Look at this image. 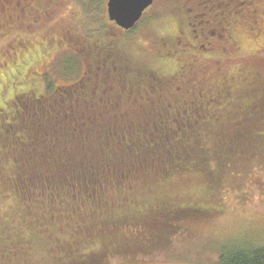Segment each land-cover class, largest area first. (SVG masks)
Masks as SVG:
<instances>
[{
    "label": "trees",
    "instance_id": "16d2710c",
    "mask_svg": "<svg viewBox=\"0 0 264 264\" xmlns=\"http://www.w3.org/2000/svg\"><path fill=\"white\" fill-rule=\"evenodd\" d=\"M167 1L128 31L104 0L36 1L25 71L0 64V86L23 89L0 101V264H108L173 247L264 183V0H204L213 36L200 41L178 32ZM49 40L60 69L79 59L76 80L36 69ZM29 71L44 88L26 87ZM216 243L215 263L200 264H264V243Z\"/></svg>",
    "mask_w": 264,
    "mask_h": 264
},
{
    "label": "rangeland",
    "instance_id": "374dc122",
    "mask_svg": "<svg viewBox=\"0 0 264 264\" xmlns=\"http://www.w3.org/2000/svg\"><path fill=\"white\" fill-rule=\"evenodd\" d=\"M159 1L155 0L154 8H162L161 3L158 5ZM165 1V0H164ZM206 1V0H205ZM217 2V0H215ZM236 1V0H235ZM197 2V3H196ZM204 0H168L165 2L164 6L166 8H171L174 10V14H179L180 30L186 29L185 23L188 19L195 18L199 21L202 14L200 12L205 11V8L202 7ZM201 21V20H200ZM210 23V22H208ZM202 24V23H201ZM165 26V25H164ZM164 26L162 30H164ZM168 33H172L175 30V27L169 23L166 26ZM112 28L109 26H98L96 29L97 33L101 36H111L113 37L110 31ZM64 30L59 31V35L63 37ZM179 30V31H180ZM87 33H94L91 28L85 30ZM178 31V32H179ZM9 33V31L3 32L1 36ZM60 36V37H61ZM71 36V35H70ZM212 37L211 32L208 35ZM2 37L0 38V41ZM63 40V38L61 39ZM9 40L0 42L1 53L6 50V46L9 45ZM72 42V41H71ZM70 42V43H71ZM59 41L53 44L52 40H49L46 43L47 49L52 46H57L53 52L44 55V52L47 51L45 48L42 49V54L40 62L37 64L36 69L45 71L47 76L50 73L54 79L60 83H65L66 81L71 82L76 80L81 73V63L78 62L77 57H73L71 53H68V56H65L63 59L66 60V64L62 63L61 69L59 68V62H61L64 57V51H59ZM139 46V45H138ZM137 46V47H138ZM0 55V60H8L7 66L4 68L9 69L11 61L14 62V67L10 70L17 69L20 65L17 61L12 60L6 56V54ZM73 57V58H72ZM175 57H179L178 55ZM80 63V66H79ZM61 64V63H60ZM21 71H25L22 67ZM33 72V71H32ZM31 75H34L32 73ZM30 71L26 73V78L28 80L27 86H31L35 80L32 81L30 78ZM66 80V81H65ZM22 81L15 86H12L10 83L6 87L0 86V101L5 100L9 97H14L16 95L20 96V92L23 90L21 88ZM14 87V88H13ZM15 97V98H16ZM252 181V180H251ZM252 184H257L251 191H246L244 197L239 201L238 197H234L229 200L233 201L226 206H221L222 209H225L223 215L218 218V216L213 220L212 223L198 225L195 229L196 235L184 237L183 233L178 234L177 238H173V247H170L169 242L164 244H158L151 246L146 250H139L138 248L134 249L133 256L129 259H120L118 257H111L108 264H200V263H215L217 260V254L215 248L213 247L216 242L219 241L220 245L219 250H224L228 247L227 242H233L236 244H263L264 243V200L260 201V197H264V186H260L263 181H253ZM233 205V206H232ZM218 218V219H217ZM181 236V237H180ZM188 241V242H187ZM193 249L189 251V248ZM218 250V249H217ZM189 252V253H188ZM188 253L190 261L184 260H175L174 258L183 257ZM215 258V260H214Z\"/></svg>",
    "mask_w": 264,
    "mask_h": 264
},
{
    "label": "flooded vegetation",
    "instance_id": "af4514ba",
    "mask_svg": "<svg viewBox=\"0 0 264 264\" xmlns=\"http://www.w3.org/2000/svg\"><path fill=\"white\" fill-rule=\"evenodd\" d=\"M36 1H39L40 6L42 5L41 1H43V4L45 5L46 2H52V0H0V38L2 37V41L4 42L6 40H9V45L6 46V50L3 52V54H6V56L12 60L17 61L20 65L19 67H24L23 64L25 62H20L22 58L25 57L26 53L29 52V43H27V39L29 38L28 33L31 31V27H36L38 19H32V17L38 13H40V10L36 7L38 6ZM80 1V0H79ZM155 0L152 1V4ZM82 3V2H81ZM152 4L147 6L141 13L140 18L128 29H124L120 26H118L114 21L110 20L107 16V0H104V10L107 16V19L109 22H112L115 26H117L122 31H128L134 28L138 22L143 17L145 11H147V8L150 7ZM39 6V7H40ZM202 23V24H201ZM207 22L203 23V21H197L195 18L186 20L185 23V31H179L181 34H185V32L188 31V27H191L192 35L194 39L197 41H200L202 37H206V34L209 35L211 32V35L213 34L212 31H207ZM9 31V33L1 36L3 32ZM28 45V46H27ZM26 51V52H25ZM24 52V53H23ZM0 50V55H1ZM2 54V55H3ZM4 56V55H3ZM6 65L8 63V60H0V64ZM10 64H13L12 66H9V69L15 68L14 62L11 61ZM83 68H81L82 71ZM17 71V69H13L12 72ZM32 74V71H30V75ZM36 76V75H34ZM32 81L35 80L32 85H34V88H44L45 83L41 76L33 77ZM66 81V80H65ZM72 82V81H71ZM19 82H14V86L17 85ZM65 83H68L66 81ZM16 95L12 97V99H15Z\"/></svg>",
    "mask_w": 264,
    "mask_h": 264
},
{
    "label": "water",
    "instance_id": "95a60500",
    "mask_svg": "<svg viewBox=\"0 0 264 264\" xmlns=\"http://www.w3.org/2000/svg\"><path fill=\"white\" fill-rule=\"evenodd\" d=\"M153 0H107V16L118 26L128 29L140 18Z\"/></svg>",
    "mask_w": 264,
    "mask_h": 264
}]
</instances>
